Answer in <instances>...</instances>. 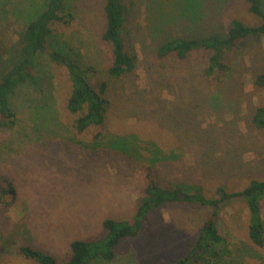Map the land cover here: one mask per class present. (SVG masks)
<instances>
[{"label":"rangeland","instance_id":"1","mask_svg":"<svg viewBox=\"0 0 264 264\" xmlns=\"http://www.w3.org/2000/svg\"><path fill=\"white\" fill-rule=\"evenodd\" d=\"M103 2L72 0L71 24L54 31L94 85L108 83L112 106L102 134L74 131L66 70L43 55L39 84L21 87L12 99L14 128L0 129V192L7 183L16 191L12 205H0V264H37L20 256L24 245L65 264L72 240L101 238L105 219L134 215L148 170L162 187L199 188L209 198L219 187L233 193L264 181V132L250 123L253 110L264 106V90L254 84L264 73V35L223 54L228 69L215 74L221 81L203 74L209 53L165 60V67L155 56L167 39L224 36L233 20L257 24L245 0H127L125 33L138 63L119 82L106 74L111 55L101 39ZM41 3L0 0V54ZM260 205L264 223V199ZM210 214L194 204H166L149 213L137 237L115 248L113 260L96 264L174 263ZM248 222L241 199L220 210L226 264H264V245L250 242Z\"/></svg>","mask_w":264,"mask_h":264},{"label":"trees","instance_id":"2","mask_svg":"<svg viewBox=\"0 0 264 264\" xmlns=\"http://www.w3.org/2000/svg\"><path fill=\"white\" fill-rule=\"evenodd\" d=\"M127 0H104L103 14L105 28L102 41L109 47L111 61L106 74L110 81L119 82L131 76L137 67L138 55L125 33L127 21ZM72 0H42V3L23 21L16 33L15 41L0 54V129L11 130L16 123V111L12 99L21 87L39 84L38 58L45 56L50 64L66 70L70 92L66 101L69 114L75 116L72 127L77 134H84L92 128L102 134L111 109L107 81L94 85L78 61L60 45L55 28L70 25L73 20ZM250 14L258 18L252 26L240 20H233L224 36L208 35L195 38H171L161 42L155 49L157 60L181 61L194 53H209L203 74L216 78L228 69L222 62L223 54L233 51L248 39L264 35L263 0H245ZM0 45V51H2ZM258 89L264 90V73L254 79ZM251 125L264 132V106H257L250 117ZM114 146V145H112ZM125 153V152H124ZM216 197H206L199 188L185 186L162 187L156 174L148 170L145 175L143 195L138 198L134 215L128 220L105 219L102 226L105 235L93 240H72L70 256L65 264H96L109 262L114 250L125 239L139 234L149 213L166 204L188 203L210 208L211 214L201 224L194 244L186 255L170 264H226L230 256L226 240L218 228L219 212L235 199L245 201L248 209V238L258 247L264 245V223L261 215V201L264 199V181L252 180L243 190L227 192L223 187L216 190ZM16 191L11 183L0 192V205L9 207L15 202ZM19 254L24 260L37 264H57L49 254L31 246H20Z\"/></svg>","mask_w":264,"mask_h":264}]
</instances>
